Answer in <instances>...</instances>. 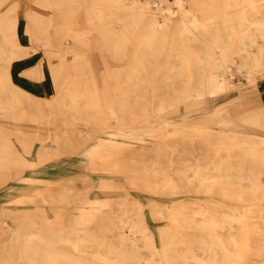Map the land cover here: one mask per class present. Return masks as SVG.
I'll list each match as a JSON object with an SVG mask.
<instances>
[{
	"label": "bare ground",
	"instance_id": "obj_1",
	"mask_svg": "<svg viewBox=\"0 0 264 264\" xmlns=\"http://www.w3.org/2000/svg\"><path fill=\"white\" fill-rule=\"evenodd\" d=\"M173 1L182 11L175 25H171L175 20L170 7L167 12L160 11L163 14L161 17L146 20L145 12H156L151 5L160 6V0H89V3L85 0H31L32 7L26 11L25 17L32 48H44L57 89L52 102H55L56 109H69L73 119L69 123H59L57 127L71 123L72 126L67 129L71 134L77 132V143L69 154L74 155L98 138L100 131L107 129L108 126L97 129V122L98 116L104 113H100L99 109L106 107L104 101L109 100L113 86L120 88L117 89L119 91L141 89L149 84L146 72L153 71L158 73L159 81L166 86L170 80L177 79L178 84L172 81L175 87L171 92L158 90L160 94L154 113L169 122V115L181 114L183 110L202 109L209 112L207 117L192 121L200 124L196 130L215 138L230 136L236 142L225 144L220 143V139H212L218 142L211 143L208 147L210 151L204 156L224 148L228 152L224 151L223 155L234 157V166L228 167L229 162L220 161L216 167L206 169L200 167L199 162H194L189 164L194 167V177L190 176L187 164L185 168L174 171L173 177L165 163L159 162L144 169L146 175L142 178L145 182L142 188L135 185L140 181L137 177L129 178L133 184L130 187L145 188L160 194L194 189L197 193L203 191L212 196L213 192L219 191L222 196L238 198L236 204L241 208L206 207L200 203L189 206L185 201L164 206L163 202L151 201L149 209L153 218L168 220L165 227L159 226L154 231L145 216L146 204L136 198L131 190L121 195L124 202L120 201L116 209L111 199L99 196L90 198L91 186L85 184L82 197H79L82 202L75 204L81 211L79 218L72 217L66 209L71 206V200L78 196L69 198L63 194L44 203L47 200L37 201L24 190L14 194L12 203L30 201L34 208L13 213L12 224L0 219V236L4 238H0L1 263L13 264L18 259L21 264H118L130 260L134 261L132 264H264V185L261 178L264 173V145L244 138L249 136L237 130V126L239 128L244 124L264 128V105L240 114L239 119L231 124L220 121L221 126L216 129L208 125L218 120L217 109L211 108V102L228 96L239 86L235 76H243L251 84L264 78V0H188L189 5H186L187 0ZM6 8L4 12L0 10V115L13 121L42 122L48 109L47 98L33 95L12 79L13 61L25 57L29 51L17 39L19 1L8 0ZM42 9H46V12H42ZM77 9H85L90 29L83 31L71 26ZM117 20L124 23L121 30H109L107 26L97 25ZM144 21L148 25L142 27L143 31L138 30L139 23ZM52 27L56 29V41L50 31ZM94 29H98L96 34L92 32ZM67 39H71L73 45L67 44ZM133 39L137 41L130 64L125 70L111 68L113 61H119L126 55L127 45ZM99 41L103 46L98 52L101 57L94 55L93 48ZM75 44L83 45V50L78 51ZM251 46H256L257 50H252ZM167 48L170 49L168 52ZM90 51L92 56L89 58ZM165 51L166 60H178L173 64L172 75L167 71V62L155 68L149 62ZM66 52L73 53L72 60L67 62L63 57L53 62L54 56L62 57ZM236 56L242 58L234 61ZM101 62L106 65L101 72L104 81L102 91L98 89L94 77L95 69ZM25 74L35 80L42 79V63L25 71ZM109 80L112 81L111 85ZM91 94L94 95L93 99L90 98ZM144 97L147 99L145 93ZM108 110L114 115L115 105L109 104ZM142 110L145 112L147 106H142ZM120 114H117L118 117ZM56 118L55 115L53 121ZM147 119L145 116L143 121ZM186 120L175 125L178 128L173 133H184L188 124ZM130 121L129 125L138 122L133 118ZM151 124L144 122L142 127ZM126 125L124 120L116 127L127 131L121 128ZM133 127L131 125L129 129ZM67 129L65 127L61 132L66 135ZM12 130L17 139L12 138L13 133L0 127V188L24 176L28 168L37 173L39 165H44L52 156L51 150L43 144L37 149L36 159H29L26 153L32 152L34 140L25 134L24 128L16 126ZM58 132L55 140L60 142L64 138ZM155 141L140 143V157L157 155L156 147L162 146V142L160 139ZM87 154L90 157L87 165L91 166L96 155L90 150ZM165 155L168 153L164 152ZM205 170H209L208 174ZM87 175L83 174L84 183L92 179ZM222 179L234 182L240 191L228 192L218 183ZM52 185L50 182L46 184L53 190ZM105 187L98 186L100 189ZM83 199L90 204L88 210L83 208L86 205ZM46 206L54 213L52 219L47 215ZM7 209L10 208L2 207L0 215L10 214ZM62 234L78 238L79 245L85 248L96 249L92 255H69L58 244ZM44 237L52 239L51 242L45 243ZM17 252L23 256L19 258Z\"/></svg>",
	"mask_w": 264,
	"mask_h": 264
},
{
	"label": "rangeland",
	"instance_id": "obj_2",
	"mask_svg": "<svg viewBox=\"0 0 264 264\" xmlns=\"http://www.w3.org/2000/svg\"><path fill=\"white\" fill-rule=\"evenodd\" d=\"M19 1V25H18V43L20 42L22 45L28 48L29 54L21 59H15L11 65L12 79L14 82L24 89H54L55 92L51 97L45 100L47 104L46 109V117L42 122L39 121L36 123L35 121H13L9 117L0 115V127H3L4 130L13 133L11 134L12 138L17 139V135L15 134L16 129L12 130V127L19 126V128H24L26 131V135L34 140V147L32 152L27 154L26 156L29 159H36V152L40 145H47V147L51 150V157L49 160L42 166L39 165L37 173L30 170L28 168L26 172H24V176L19 179L13 180L8 184L2 186L0 188V210L2 207H7L9 213L7 215H0V219H5L6 222L12 224L13 219L11 215L16 212H21L22 210H32L34 205L30 201L20 202V203H12V198L14 194L27 190L32 197H34L37 201H45L44 203L49 202V199L58 198L59 195L66 194L69 198L78 196L76 199L71 200V206L66 208L69 210V214L74 218H79L81 215L80 209L75 207L76 203L82 202L79 199L81 192H83V188L85 184L91 186L90 194L88 196L95 197L99 196L105 199H111L114 207L118 208V203L120 201L124 202V199L121 195L124 192L133 193V195L138 198L142 203L146 204L145 208V216L147 217L148 222L154 231H157L159 226L165 227L168 223L166 219L156 220L151 215V211L149 209L151 201H159L165 203L164 206H174L173 203L176 201H185L189 206H197L199 203L202 206H223V207H238L237 201L238 198H229L222 196L219 194V191H215L212 193V196H208L205 192H195L194 189L190 191H181L173 194H160L156 192H152L149 190H142V186H144V180L146 172L144 169H149L159 162L165 163V165L172 171L173 177L175 176L174 171L179 168H190L188 172L191 177H194L196 173L193 171V166H189V164L194 162H199L200 167H204L206 169L214 168L218 165L220 161L229 162L228 167H233V161L235 160L232 156L223 155L227 149L221 148L219 150L214 151V154H210V156L205 157L204 154L209 152L208 147L211 143L218 142L217 140L212 139H220V143H234L236 142L233 138L230 139V136H222L221 138H215V136H207L203 131H197V128H200V124H194L192 121L198 120L201 117H207L208 114L206 111H202V109H192V110H183L181 114H173L169 115L167 122L162 120V116H157L154 111L156 108V99L159 97L158 90H169L174 89L172 81L174 84H178L177 79L170 80L169 84L166 86L163 82L159 81L158 73L156 71L146 72L147 79L149 80V84L143 85L141 89H121L120 91L117 89V86H113V91L110 93L109 100L104 101V106L100 110V113L103 111L102 115L98 116V122L101 125H97V129L101 127H107L104 131H100L98 133V138L94 139L87 147L81 150V152H76L74 155H69L71 150L75 148L76 145V133L71 134V131L67 129L68 126H72L70 124H65L57 127L59 123H69L73 119L71 118L70 110L65 108H57L56 104L53 100L55 95L57 94V89L55 87V81L51 77L50 71V61L48 59L47 54L44 51V48H39L38 50L32 48V41L30 39L29 32L27 31L28 21L25 17L26 11L32 7L31 0H17ZM89 3V0H85ZM218 2L220 0H217ZM2 5L0 7L1 12H4L7 8L8 0H1ZM189 1L187 0L186 5H189ZM152 10L156 12H145L146 20L151 17H161L163 14L160 12H167V8L174 11V22L171 25H175L178 19V15L182 14V11L179 10L177 3L173 0H160V6L157 7L156 4H152ZM36 10H40V8L34 6ZM166 8V10H164ZM46 9H42V12ZM49 14V13H48ZM73 18L75 19L71 26L73 28H78L79 30L86 31L90 29L91 24L87 22L85 9H77ZM116 19V18H115ZM57 25V23H54ZM95 25V24H94ZM98 26H107L109 30H121L124 27V23L122 21H112L106 23H99ZM147 22L139 23V29L142 30L143 26H147ZM54 27L50 29L53 40L56 41ZM74 31V29H72ZM98 29L92 30L96 34ZM137 39H133L127 45V53L126 55L119 61H113L111 63V68L119 69L125 68L132 61V52L135 49V42ZM67 44L71 45L72 40L67 39ZM73 45V44H72ZM76 45V44H75ZM78 46V51H82L83 45ZM102 43L99 41L98 45L94 44V55L100 56L98 54L99 48H102ZM86 48V47H85ZM252 50H257L256 46H251ZM170 49L167 48V52ZM43 52V53H42ZM91 52H89V58L92 56ZM35 53V55H34ZM165 52L162 54H158L149 62L154 64V68L158 66V64H166L167 62V71L172 75L173 64L178 62V60H166ZM66 59L67 62L72 60L73 53L66 52L62 57L54 56L53 62H58L61 58ZM101 57V56H100ZM242 56H236L233 60L239 61ZM98 59V58H97ZM24 60V61H23ZM101 60V59H99ZM38 63H42L44 68V78L42 79H34L32 77H28L25 74V71L30 68L36 66ZM33 64V65H32ZM29 66V67H28ZM235 66V65H234ZM96 67V65H95ZM106 67L105 63L98 65L95 69L94 77L96 80V84L99 90H103L102 85L104 81L101 79V72ZM23 73V75H22ZM27 77H26V76ZM235 80L239 82V86L230 91L228 96L219 97L220 99L214 100L211 102V108L216 107L217 109V118L218 120L215 122H209L208 125L212 128H219L221 126L220 121H225L227 123H232L233 120L239 119L240 114L257 110L258 107L264 105V78L261 77L256 84L249 83L245 77L243 76H235ZM110 85L112 83L111 80L108 82ZM115 84V83H114ZM77 90V89H72ZM144 93L147 96V99L144 97ZM33 94V93H32ZM34 95V94H33ZM94 95L91 94L90 98L93 99ZM98 97V95H97ZM144 97V98H143ZM146 99V100H145ZM84 102V100L82 101ZM218 102V103H217ZM84 104V103H81ZM110 105H115L116 113L111 115L108 111ZM214 104V105H213ZM142 106H147V110L143 112ZM97 107V106H96ZM69 110V111H68ZM200 110V111H199ZM97 111V110H93ZM229 111V112H228ZM98 112V111H97ZM118 117V113H120ZM185 112V113H184ZM131 113H133L131 115ZM231 114V115H230ZM57 116L56 120L53 121V117ZM149 115V116H148ZM186 115V116H185ZM147 116V120L143 121V119ZM176 116V117H175ZM191 116V117H190ZM178 117V118H177ZM136 119L138 122L131 124L134 126L129 129L128 123H131V119ZM184 119L186 120V126L184 133H173L178 126L184 123ZM127 123L126 126L121 128H126L127 131L119 130L116 127L117 124L124 121ZM147 122L148 124L151 122L152 124L145 125L142 127L143 123ZM166 122V124H165ZM66 129L68 132H61V129ZM185 127V126H184ZM145 128V129H144ZM139 129V130H137ZM143 129V130H142ZM130 130V131H128ZM137 130V131H136ZM237 130L246 133L249 137L247 138L251 141L258 142L260 145H264V128L255 127L249 124H244L242 126H237ZM59 131V132H58ZM106 131V132H105ZM56 132L59 133L61 138L64 140L58 142L55 140ZM135 132H140L137 134ZM129 133V137H125L124 135ZM68 134V135H67ZM66 137L68 138L66 140ZM142 137V139L140 138ZM140 138V139H139ZM165 138V139H164ZM103 139V140H100ZM155 139H160L162 142V146L157 148V155L150 157H140V143H151L155 141ZM167 139H170L171 145L175 143L173 146L166 142ZM100 140V141H98ZM157 141V140H156ZM155 141V142H156ZM245 141V140H243ZM244 143V142H239ZM18 145V144H17ZM156 145V144H154ZM21 148L20 145H18ZM92 151L96 155V159L93 165H87V162L90 161V157L87 154L88 151ZM225 151V152H224ZM164 152H167L168 155H164ZM228 152V151H227ZM163 153V154H162ZM233 153V151H231ZM160 154V155H159ZM143 164V166H142ZM95 167V169L93 168ZM227 167V166H226ZM34 168V167H32ZM197 169V168H196ZM45 170V171H44ZM206 173L209 170H205ZM88 174L86 177L92 178L88 180L90 182L84 183L83 174ZM208 174V173H207ZM136 177L140 179L138 185L140 187L131 188L133 184H131L129 178ZM28 178V180H27ZM263 185H264V173L261 175ZM50 182L54 184L53 190H51V186H46V184ZM195 183V182H194ZM193 183V185H194ZM218 183L226 187L227 191L230 193H235L240 191L237 185L234 182H229L227 180H219ZM104 185L106 186L103 189L98 188V186ZM120 187V188H119ZM50 188V189H49ZM122 188V189H121ZM105 191V192H104ZM51 192H53L51 194ZM57 193V194H56ZM78 193V195H74ZM105 193V194H104ZM84 198V195H83ZM31 199V198H30ZM86 202V199H83V203ZM198 202V203H197ZM83 206L84 210H88L90 208V204L85 203ZM215 204V205H211ZM41 207H44L41 206ZM47 207V206H46ZM50 207H47V215L52 219L54 217V213ZM36 231V230H35ZM112 234V233H111ZM66 234H62V236L58 239V244L61 249L68 253L69 255H92L96 248L92 247H83L80 244V240L74 237L65 236ZM0 238H3L0 236ZM4 239V238H3ZM69 239L68 241H66ZM52 239L48 237H44L43 241L45 243L51 242ZM10 248V247H7ZM19 258L23 256L17 252L16 254ZM156 259H158L157 255H155ZM134 261H120L118 264H132ZM140 264H146V262H139ZM0 264H4L1 263ZM13 264H21V262L17 259L14 260ZM137 264V263H136Z\"/></svg>",
	"mask_w": 264,
	"mask_h": 264
},
{
	"label": "crops",
	"instance_id": "obj_3",
	"mask_svg": "<svg viewBox=\"0 0 264 264\" xmlns=\"http://www.w3.org/2000/svg\"><path fill=\"white\" fill-rule=\"evenodd\" d=\"M26 91H29V92H31L35 95L41 96V97H51L55 92L54 89H26ZM97 125H101V124L97 123ZM124 136L129 137L128 134H125ZM100 140H103V139H100ZM100 140H98V141H100Z\"/></svg>",
	"mask_w": 264,
	"mask_h": 264
}]
</instances>
